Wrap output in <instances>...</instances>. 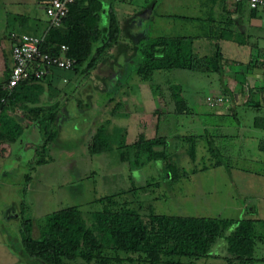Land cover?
<instances>
[{"label": "rangeland", "instance_id": "rangeland-1", "mask_svg": "<svg viewBox=\"0 0 264 264\" xmlns=\"http://www.w3.org/2000/svg\"><path fill=\"white\" fill-rule=\"evenodd\" d=\"M127 2L131 6L142 0ZM115 7L120 35L115 49H107L89 74L75 76L67 71L66 77L63 74L66 80L52 84L59 90L57 97L65 95V99L54 122L56 136L42 155L44 162L37 164L34 161L40 157L23 149L24 140L34 148L40 143L39 132L35 135L27 130L23 138L20 137V144L16 140L12 145L0 146L1 263L7 260L5 255H11L6 254L1 245L15 251L20 242V222L24 218L31 222L29 234L36 237L37 227L46 214L62 207L76 206L88 221V214L101 208L97 200L118 191L124 190V193L112 197L114 204L126 201L129 206L136 207L140 203L141 211L150 205L155 214L173 216H212L213 210L217 209L222 210L223 216H228V206L232 203L229 200L239 198L223 167L194 174V167L199 169L206 162L188 161L185 146L176 138L190 134L195 113L197 123L205 120L203 112L207 110L202 100L216 95L207 90L215 83L212 80L216 74L170 69L154 72L150 80L138 81L130 67L138 40L145 34L178 35L179 18L153 16L144 23L139 12L125 15L124 4ZM157 12L153 14L157 15ZM172 12L187 14L186 11ZM40 15L43 16L42 12ZM100 19L103 25L106 22L104 14ZM174 86L179 88V97L173 99ZM14 111L12 115L22 129L25 120ZM234 114L245 125L256 113L252 108L238 104L234 107ZM209 119L211 117H207ZM104 120L108 121L104 126L108 148L101 153L89 154L86 145L96 125ZM224 121L234 123L232 117H226ZM224 121L216 120L218 123ZM136 133L145 138L164 136L170 157L184 169V174L168 181L169 174L158 160L138 168H130L126 162L120 161L122 152L131 155L128 146L123 145L130 144ZM141 186L143 189L132 190ZM217 245H223V242L219 240L214 245L210 253L213 256L196 264H224L218 251L221 252L222 248L217 249Z\"/></svg>", "mask_w": 264, "mask_h": 264}, {"label": "trees", "instance_id": "trees-1", "mask_svg": "<svg viewBox=\"0 0 264 264\" xmlns=\"http://www.w3.org/2000/svg\"><path fill=\"white\" fill-rule=\"evenodd\" d=\"M38 1L44 4L46 0ZM112 2L113 0H73L68 5L62 23L44 31L40 49L47 54L57 55L59 46L64 45V55L74 61L68 71H72L75 76L89 74L106 50L120 39ZM102 14L106 19L103 25L100 22ZM169 17L189 19L183 15ZM218 32L220 38H228L217 29ZM136 46L130 67L138 81L150 80L154 72L170 69H183L206 75L214 73L220 81L222 66L227 63L230 65L222 59L218 47H215L211 55H198L192 48V38L189 36L145 35L138 40ZM251 66L249 62L242 67L246 71ZM245 71L238 70L235 74L244 76ZM7 76L8 74L0 81V143L12 145L20 137L21 127L12 115L16 108H20L25 117L37 122L41 141L32 155L40 157L34 162L41 164L44 162L42 155L56 136L54 122L59 103L54 99L58 90L49 89L46 84L47 90L54 96L52 103L43 110L35 106V103L40 101L43 87L39 84L46 75L17 83L9 92L1 88ZM238 82L240 84L241 81ZM174 87L171 95L173 99L179 97V88ZM203 104L207 110L203 115L212 117L215 106H208L204 100ZM230 115L234 116V113ZM104 121L96 125L86 145L89 154L101 153L108 148L104 135V126L108 121ZM250 126L264 131V109L251 119ZM134 137L130 144L123 145L126 148L128 146L131 155L122 152L120 161L126 162L130 168H138L158 160L169 174L168 181L184 174V169L177 166L170 157L164 136L145 138L141 133H136ZM176 138L185 146L184 153L190 162L195 161L196 143L203 142L207 163L199 170L221 166L227 171L234 168V163L238 160L231 135L219 129H205L198 135H179ZM255 148L262 153L261 162L264 165V138L257 139ZM140 189L143 186L132 190ZM123 191L99 198L97 202L101 204V208L86 215L88 221L76 206L62 207L46 214L37 227L36 237L29 234L31 222L24 218L19 227L20 242L14 251L17 262L196 264L199 260L211 257L212 248L220 240L223 245H217V249L221 246L222 251H218L222 254L220 258L224 264H256L254 246L259 239L255 230L257 220L248 217L230 219L155 214L150 205L145 207V211H141L140 203L136 207L129 206L126 201L121 204L112 203V197L124 193Z\"/></svg>", "mask_w": 264, "mask_h": 264}, {"label": "crops", "instance_id": "crops-1", "mask_svg": "<svg viewBox=\"0 0 264 264\" xmlns=\"http://www.w3.org/2000/svg\"><path fill=\"white\" fill-rule=\"evenodd\" d=\"M114 4L115 6L124 4L125 15H130L129 12L131 14L139 12L144 17V23H147L149 17L153 18V16H158V18L161 16L169 18L171 15L189 17V19H178V35L191 37L192 48L198 55H211L215 47H218L222 59L230 63V65L227 63L222 66L220 81H217V75L214 76L212 82L215 81V83L207 89L209 94H227L228 102L215 106L209 120L205 117L203 122L197 123L195 113L190 134L198 135L205 129H219L221 132L231 135L238 160L234 163L235 167L226 172L227 179L235 188L239 198L229 200V203L231 200L232 203L228 206L230 208L228 216H223L222 210L217 209L213 210V215L210 217L230 219L248 217L257 220L255 230L259 239L254 246V258L257 261L256 264H263L264 165L261 162L262 153L256 150L255 145L258 138H264V131L251 128V121L243 125L236 119V114L234 116L230 114L234 113L236 105L247 106L248 101V107L256 113L252 118L264 109V10H250L244 2H235L234 0H142V2L131 6L127 0H113L111 5L116 18L117 11ZM127 7L129 11H127ZM154 11H158L157 15L153 14ZM172 11H186L187 14H173ZM117 22L119 27L118 18ZM45 25L46 19L40 1L0 0V81L8 74L11 65L9 35L14 33L40 36L46 29ZM217 29L225 33L228 38H220ZM118 42L109 51L115 49ZM135 52L134 49L132 56L135 55ZM249 62L252 66L245 71L242 66ZM238 70L245 71L246 74L244 76L235 74ZM68 72L53 71L41 79L42 82L39 85H42L43 89L40 101L35 103V106L43 110L47 109L46 106L48 107L52 103L54 95L50 94V90H47L46 84L49 89L55 88L52 87L53 82L66 80L63 74L65 73L66 77ZM238 81H241L240 84ZM58 94L55 95L54 100L59 103V111L65 95L57 97ZM46 96L49 98L46 99ZM195 100L197 101V98ZM16 111H18L19 117L25 120L20 137L23 138V134L27 130L36 135L39 132L37 122L25 117L20 108H16L14 113ZM226 117H232L234 123L224 121ZM212 120H214L213 123ZM216 120L224 122L216 124ZM18 123L20 124V122ZM20 137L17 139L19 144L21 143ZM3 145L5 143H0V146L3 147ZM23 149L29 150L31 154L34 153L33 144L27 140H24ZM199 151H201V156H198ZM205 159L203 142L198 141L195 146V162ZM206 169L199 170L194 167L193 173L206 171ZM1 246L6 254L10 253L11 255H5L7 260L3 259L5 261L0 264H19L14 252L6 245Z\"/></svg>", "mask_w": 264, "mask_h": 264}, {"label": "built area", "instance_id": "built-area-1", "mask_svg": "<svg viewBox=\"0 0 264 264\" xmlns=\"http://www.w3.org/2000/svg\"><path fill=\"white\" fill-rule=\"evenodd\" d=\"M73 0H46L42 4V11L46 19V29L59 26L67 8ZM243 1L249 9L264 10V0H234ZM44 32L40 36L30 34L11 33L10 42V69L2 90L9 92L17 83L27 79H38L53 71H68L71 69L73 59L64 55L66 47L59 46L57 55H50L40 49ZM204 102L210 106L224 105L228 102L225 94L207 96Z\"/></svg>", "mask_w": 264, "mask_h": 264}]
</instances>
